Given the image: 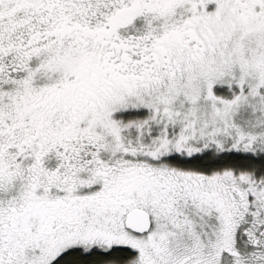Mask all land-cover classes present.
<instances>
[{
    "label": "snow or ice",
    "instance_id": "obj_1",
    "mask_svg": "<svg viewBox=\"0 0 264 264\" xmlns=\"http://www.w3.org/2000/svg\"><path fill=\"white\" fill-rule=\"evenodd\" d=\"M0 264H264V0H0Z\"/></svg>",
    "mask_w": 264,
    "mask_h": 264
}]
</instances>
